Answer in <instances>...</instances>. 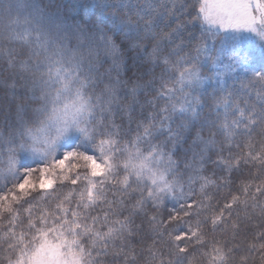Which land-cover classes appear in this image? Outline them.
<instances>
[{
    "label": "snow or ice",
    "instance_id": "6c2138e0",
    "mask_svg": "<svg viewBox=\"0 0 264 264\" xmlns=\"http://www.w3.org/2000/svg\"><path fill=\"white\" fill-rule=\"evenodd\" d=\"M0 264H264V0H0Z\"/></svg>",
    "mask_w": 264,
    "mask_h": 264
}]
</instances>
